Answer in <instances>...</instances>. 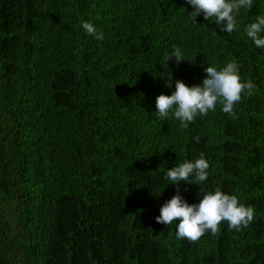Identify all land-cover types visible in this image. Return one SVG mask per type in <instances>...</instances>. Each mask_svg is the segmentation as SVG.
<instances>
[{"label":"trees","instance_id":"obj_1","mask_svg":"<svg viewBox=\"0 0 264 264\" xmlns=\"http://www.w3.org/2000/svg\"><path fill=\"white\" fill-rule=\"evenodd\" d=\"M193 11L186 0H0V264H264V48L244 32L264 0L239 10L232 33ZM174 47L184 60L165 63ZM233 61L255 84L235 118L220 103L187 128L159 116L156 97L177 80L200 85L207 66ZM201 153L208 178L179 182L181 197L219 188L254 217L190 242L179 221L155 217L177 191L167 170Z\"/></svg>","mask_w":264,"mask_h":264},{"label":"clouds","instance_id":"obj_2","mask_svg":"<svg viewBox=\"0 0 264 264\" xmlns=\"http://www.w3.org/2000/svg\"><path fill=\"white\" fill-rule=\"evenodd\" d=\"M194 11L193 20L203 13L205 20H214L221 31L232 33L238 30L236 14L241 8L251 9L253 0H186ZM82 28L95 39L102 40L103 33H97L92 23L83 21ZM247 37L259 48H264V16H257L255 22L244 28ZM171 57L179 62L183 59L181 49L174 47L173 53L165 57V63ZM207 76L200 85L188 86L182 80L175 82V91L171 95L160 94L156 97V109L161 118L171 115L187 128L197 115L206 116L214 111L217 103L222 111L233 116L234 104L241 100L242 93L253 94L255 84L251 81L242 82L236 62H230L221 69L207 66ZM170 86V84L168 85ZM197 142L199 137H196ZM209 162L201 153L194 162L185 161L167 170L165 178L176 185V194L166 201L160 214L155 217L157 223L169 225L177 223L178 238H186L190 242L198 241L206 232L216 235L222 222H227L229 229L240 231L253 220L254 209L241 204L236 195L226 194L216 188L214 192H206L199 203L188 204L180 195L179 182L189 181L195 175V183L199 184L208 178ZM193 182V181H192Z\"/></svg>","mask_w":264,"mask_h":264}]
</instances>
